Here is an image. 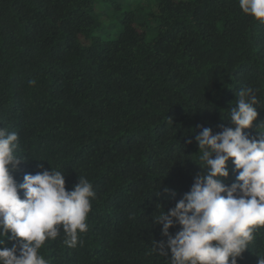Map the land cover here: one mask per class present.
Here are the masks:
<instances>
[{"label":"trees","instance_id":"obj_1","mask_svg":"<svg viewBox=\"0 0 264 264\" xmlns=\"http://www.w3.org/2000/svg\"><path fill=\"white\" fill-rule=\"evenodd\" d=\"M147 2L111 39L104 0H0V128L18 134L23 159L11 174L52 167L66 190L83 176L96 193L82 245L61 232L40 250L47 264H169L152 251L167 243L153 219L204 174L196 136L234 127L228 112L249 87L258 118L244 131L264 134V24L238 0ZM228 169L230 186L239 173ZM259 259L264 229L237 264Z\"/></svg>","mask_w":264,"mask_h":264},{"label":"clouds","instance_id":"obj_2","mask_svg":"<svg viewBox=\"0 0 264 264\" xmlns=\"http://www.w3.org/2000/svg\"><path fill=\"white\" fill-rule=\"evenodd\" d=\"M238 2L243 14L264 24V0ZM256 93L251 87L236 93L235 107L228 112L234 127L216 134L203 128L196 136L204 174L194 177L190 191L174 208L153 219L162 226L167 243L154 241L152 251L170 257L169 264H237L255 233L264 229V134L250 138L244 131L258 118ZM18 139L17 133L0 128V245L8 233L14 241L11 248L0 249V264H47L40 250L61 232L67 247L82 245L80 236L88 231L96 193L83 176L73 190H66L64 173L43 165L17 183L11 172L23 160L15 154ZM229 161L239 173L230 186L221 179L229 177ZM176 225L180 230L173 238L169 230Z\"/></svg>","mask_w":264,"mask_h":264},{"label":"rangeland","instance_id":"obj_3","mask_svg":"<svg viewBox=\"0 0 264 264\" xmlns=\"http://www.w3.org/2000/svg\"><path fill=\"white\" fill-rule=\"evenodd\" d=\"M147 3V0H104V18L107 19L105 25L108 24L106 27L107 37L113 39L121 30L120 20L124 13L130 11L141 12V15H143L147 12Z\"/></svg>","mask_w":264,"mask_h":264}]
</instances>
